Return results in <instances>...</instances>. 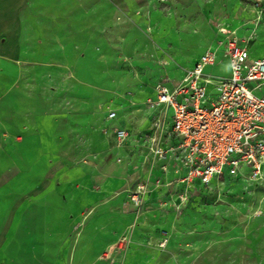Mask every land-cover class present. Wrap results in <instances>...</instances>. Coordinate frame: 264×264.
Masks as SVG:
<instances>
[{"label": "rangeland", "instance_id": "rangeland-1", "mask_svg": "<svg viewBox=\"0 0 264 264\" xmlns=\"http://www.w3.org/2000/svg\"><path fill=\"white\" fill-rule=\"evenodd\" d=\"M20 14L21 48L0 54V264H264V166L192 188L150 104L223 29L249 43L243 64L263 55L264 0H27Z\"/></svg>", "mask_w": 264, "mask_h": 264}, {"label": "built area", "instance_id": "built-area-1", "mask_svg": "<svg viewBox=\"0 0 264 264\" xmlns=\"http://www.w3.org/2000/svg\"><path fill=\"white\" fill-rule=\"evenodd\" d=\"M222 33L220 46L229 58L230 76L206 72V67L216 62L218 51L208 48L177 84L159 81L156 97L150 100L152 106L172 109V131L184 154L181 179L191 187L196 182L208 187L215 176L225 173L254 181L263 176L264 96L255 90L264 85V57L244 70L247 44L234 31L223 29ZM117 135L123 140L128 133L118 129ZM158 151L165 154L164 149ZM146 192L144 183L138 185L132 202L140 205Z\"/></svg>", "mask_w": 264, "mask_h": 264}, {"label": "crops", "instance_id": "crops-1", "mask_svg": "<svg viewBox=\"0 0 264 264\" xmlns=\"http://www.w3.org/2000/svg\"><path fill=\"white\" fill-rule=\"evenodd\" d=\"M26 2H27V0H0V39H2L4 36H7V38H8L6 44H0V54H4V55H6V54H8V55L16 54V53L19 52V50L21 48L22 30L20 28L21 27L20 26V24H21L20 9ZM236 35L238 36V38L240 39V41L242 43L246 44L243 41V39L237 33H236ZM215 48H218L216 62L213 65H208L206 67V72L207 73H211V72L214 73L212 68H214L215 66H223V65L226 64L228 66V68L230 69V74H228V75L220 74V75H216V76L228 77V76L231 75V68H230L229 58L225 55L224 46H218V47H215ZM250 51L251 50H250V47H249V43H247V51H246V54L244 56L243 62L245 61L246 56L248 55V53H250ZM262 57H264V54L259 56V57H257L256 59H259V58H262ZM198 60L196 61V63L198 62ZM252 62H250L248 65L243 64V69L246 70ZM212 75H214V74H212ZM165 80L168 81V79H165ZM178 82L179 81L174 82L172 85H175ZM251 85H254V83H252ZM258 89L255 90V93L257 95H259V96H264V94H261V93L258 92ZM155 97H156V91H155ZM154 107H159V108L165 109V111L167 112L168 117L170 119V125H171V131H172V117L169 115V110H167L166 107L163 106V105H156ZM172 133H173V131H172ZM176 139L179 142V139L177 137H176ZM184 174H185V169H184V173L182 174V176ZM226 177H227L226 173L223 176H215L212 179V182H211V184L209 186H211L215 181L223 179V178H226ZM233 178L246 179V178L241 177V176L233 177ZM208 187L204 186L200 182H196L192 188H194V189L195 188H204V189H206Z\"/></svg>", "mask_w": 264, "mask_h": 264}]
</instances>
